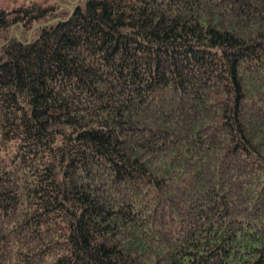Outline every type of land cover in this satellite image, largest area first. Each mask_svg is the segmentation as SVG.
Masks as SVG:
<instances>
[{
  "label": "trees",
  "instance_id": "1",
  "mask_svg": "<svg viewBox=\"0 0 264 264\" xmlns=\"http://www.w3.org/2000/svg\"><path fill=\"white\" fill-rule=\"evenodd\" d=\"M0 7V264H264V0Z\"/></svg>",
  "mask_w": 264,
  "mask_h": 264
},
{
  "label": "rangeland",
  "instance_id": "2",
  "mask_svg": "<svg viewBox=\"0 0 264 264\" xmlns=\"http://www.w3.org/2000/svg\"><path fill=\"white\" fill-rule=\"evenodd\" d=\"M55 0H34L39 5L53 3ZM60 2H65L64 0H59ZM25 2H32V0H0V7H6L12 9Z\"/></svg>",
  "mask_w": 264,
  "mask_h": 264
}]
</instances>
